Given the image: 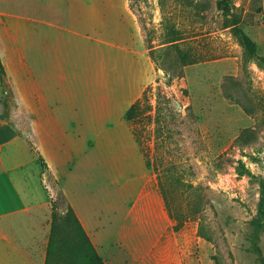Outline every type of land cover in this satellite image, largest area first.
Segmentation results:
<instances>
[{
    "label": "rangeland",
    "instance_id": "1",
    "mask_svg": "<svg viewBox=\"0 0 264 264\" xmlns=\"http://www.w3.org/2000/svg\"><path fill=\"white\" fill-rule=\"evenodd\" d=\"M63 2L69 11L61 15L64 30H69L64 35L57 26L47 30L39 25L41 37L33 39L29 24H7L5 63L17 81L14 89L23 93L30 88L24 80L28 67L17 65L32 61L42 64L39 76L46 82L50 75L53 88L44 49L65 51L70 77L63 87H69L70 101L63 109L64 121L71 141L79 137L87 147L92 141L100 144L92 151L96 165L85 167L80 191L97 194L101 221L112 217L107 207L115 186L111 179L115 169L122 177V161L132 171L141 166L142 174H149L143 182L158 181L149 157L156 165L173 164L175 174L200 188L204 209L190 215L182 229L192 240L201 237L208 263L264 264V224L260 230L253 224L264 185V63L259 58L264 57V0H227L231 15L224 14L218 0ZM234 18L255 40L259 57L246 53L233 30ZM178 47L197 61L183 64ZM163 93L170 101L162 100ZM138 99L139 114L131 120L127 111ZM111 127L127 153L117 163L109 146L114 142L107 134ZM240 163L252 174H240ZM54 185L63 215L70 201L61 185ZM117 203L112 207H125ZM201 226L212 239L200 235Z\"/></svg>",
    "mask_w": 264,
    "mask_h": 264
},
{
    "label": "crops",
    "instance_id": "2",
    "mask_svg": "<svg viewBox=\"0 0 264 264\" xmlns=\"http://www.w3.org/2000/svg\"><path fill=\"white\" fill-rule=\"evenodd\" d=\"M63 3L0 0V57L6 69L5 75L0 74V264H45L52 227L51 202L56 198L54 181L61 185L107 264H211L207 253H201V237L192 240L183 229L175 230L158 181L143 182L142 178H149V174L144 176L141 166L132 171L127 160L122 161L120 178L114 170L110 203L102 201L110 208L108 215H112L106 221L98 217L97 194L81 193L85 167L96 165L92 151L100 144L92 141L87 147L79 137L71 141V129L63 113L70 101L69 87L63 84L70 75L62 47L44 49L46 67L53 71V88L48 81L50 75L44 82L38 72L42 64L34 61L17 65L28 67L24 80L29 81L30 88L23 93L13 88L18 84L8 73L3 49L10 32L7 26L25 22L33 39L41 37L39 25L47 30L57 26L58 33L64 35L61 15L69 11ZM44 35L51 37L49 32ZM30 51L37 53L38 48L31 47ZM107 134L114 140L108 145L117 163L126 156V150L116 143L115 128H109ZM117 202L125 207H112ZM210 259L212 262L211 256Z\"/></svg>",
    "mask_w": 264,
    "mask_h": 264
},
{
    "label": "trees",
    "instance_id": "3",
    "mask_svg": "<svg viewBox=\"0 0 264 264\" xmlns=\"http://www.w3.org/2000/svg\"><path fill=\"white\" fill-rule=\"evenodd\" d=\"M218 6L223 10L225 15L232 14L233 6L231 3H228L227 0H218ZM233 23V30L246 53L249 56L259 57L258 47L252 36L240 25L238 18H234ZM178 52L179 58L183 64H190L197 61L186 50H182L178 47ZM259 58L264 63V57ZM0 74H6V69L1 57ZM162 96V100L166 102L170 101V98L167 97L165 93H163ZM158 98L161 99V97ZM140 100L141 99L135 101L128 109L127 116L129 119L134 120L139 114L141 106ZM160 107L164 108L163 105H160ZM135 130H138L137 127ZM157 134L159 136L162 135L160 128ZM147 160L148 164L153 165L158 171L159 188L165 198L166 206L171 217L173 220H176L174 225L175 230H181L190 215L195 217L201 214L204 209L201 201L202 198L200 197L201 193H197L200 188L195 186L192 182L182 180L180 175L175 174L173 172V168H175L173 164L164 166V162H161L159 165H156L149 157H147ZM41 162L43 168H45L46 162L43 158ZM157 163L159 162L157 161ZM238 172L240 174H252V171L247 168L244 163H240ZM179 189H181V191H178ZM60 197L61 201H65L63 195H60ZM58 206L59 203L57 199H53L51 202L52 227L49 235L45 264H107L86 232L72 205L69 203L67 204V210L63 215L59 214L57 210ZM253 224L256 230H260L264 224V185L261 190L258 215L253 219ZM66 231H70L69 235H64ZM199 233L208 239H212V236L206 233L202 226L200 227Z\"/></svg>",
    "mask_w": 264,
    "mask_h": 264
}]
</instances>
